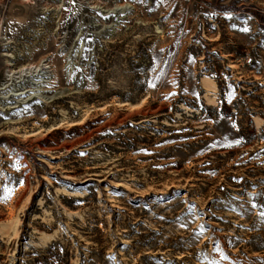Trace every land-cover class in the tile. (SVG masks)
Segmentation results:
<instances>
[{
  "label": "rangeland",
  "instance_id": "374dc122",
  "mask_svg": "<svg viewBox=\"0 0 264 264\" xmlns=\"http://www.w3.org/2000/svg\"><path fill=\"white\" fill-rule=\"evenodd\" d=\"M0 264H264V0H0Z\"/></svg>",
  "mask_w": 264,
  "mask_h": 264
},
{
  "label": "bare ground",
  "instance_id": "6f19581e",
  "mask_svg": "<svg viewBox=\"0 0 264 264\" xmlns=\"http://www.w3.org/2000/svg\"><path fill=\"white\" fill-rule=\"evenodd\" d=\"M43 84V83H42ZM44 85V84H43ZM40 87V86H39ZM35 89V88H34ZM34 89H32V87H30V88H28V87H24V88H20V89H18V90H16V92L14 93V94H12L11 96H14V97H19V96H22V95H25V94H28L29 92H32V91H34ZM37 89V88H36ZM40 89V88H39ZM38 89V90H39ZM40 91V90H39ZM33 93V92H32ZM31 93V94H32ZM30 95V94H29ZM33 95V94H32ZM28 96V95H27ZM31 97V96H30ZM27 99V98H26ZM22 102H24L23 101V99L21 100ZM20 101V102H21ZM16 108H17V106H15ZM14 107V108H15Z\"/></svg>",
  "mask_w": 264,
  "mask_h": 264
}]
</instances>
